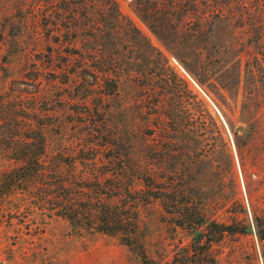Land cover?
<instances>
[{"label": "rangeland", "instance_id": "rangeland-1", "mask_svg": "<svg viewBox=\"0 0 264 264\" xmlns=\"http://www.w3.org/2000/svg\"><path fill=\"white\" fill-rule=\"evenodd\" d=\"M106 2L0 0V93L48 117L45 178L0 197V264H142L91 228L98 199L130 218L122 232L137 221L156 261L264 264V0H224L212 23L195 19L204 4L180 10L177 42L133 0ZM14 166L0 154V175Z\"/></svg>", "mask_w": 264, "mask_h": 264}, {"label": "trees", "instance_id": "trees-1", "mask_svg": "<svg viewBox=\"0 0 264 264\" xmlns=\"http://www.w3.org/2000/svg\"><path fill=\"white\" fill-rule=\"evenodd\" d=\"M110 1L112 0H107L106 3ZM222 2L224 3V0H133L135 10L139 13V16L148 24L151 31L165 42H177L182 37L179 31V24L182 23L183 18L186 19L185 17H188V14L179 18L177 14L180 10L186 9L194 13L193 11H197L200 4H204L205 13H199L195 19L205 23H212L213 19L210 21L209 19L210 17L213 18L212 13L218 9L217 4ZM219 11L224 12V9ZM136 32L139 34L136 33L135 38L138 35H142L137 28ZM135 41L139 43L138 40L135 39ZM3 69H5V60L0 58V72ZM199 81L201 84L203 83L201 80ZM227 87L228 90L231 89L229 86ZM5 94L6 92L0 93V154L11 160L15 166L10 171L0 175V197H9L19 192L30 195L34 188H38L40 180L46 176L43 160L46 139L42 130L43 126L48 122V117L41 115L37 111H31L32 114H29V112H26L28 108H22L21 104H14L15 100L8 101ZM25 113H28L29 116H25ZM25 117L34 120L35 124L31 122L27 125V121L21 122L20 120ZM19 118L21 119L19 120ZM22 130L25 132L22 133ZM47 197H51L50 194ZM69 206L70 202L67 201L66 205L57 207L56 211L59 215L71 217ZM117 206L110 202H101L99 199L97 202L91 200L88 206V220L91 228L117 235L127 246L137 247L142 264H177L173 261L159 262L148 257L147 253L140 248V244H136V242H139L137 221L133 223V230L122 232L123 227L130 224V218L122 215ZM173 207L175 211H182L180 209L181 204L176 200L173 202ZM192 221L190 217L185 218L181 225L191 226L194 231L195 243H200L205 239V232L197 229L196 224H193L195 222ZM202 223L199 222L198 225ZM254 230L259 240L264 241L263 216H255ZM213 237L208 238L205 245L217 239L216 235ZM262 257L264 259V251Z\"/></svg>", "mask_w": 264, "mask_h": 264}, {"label": "water", "instance_id": "water-1", "mask_svg": "<svg viewBox=\"0 0 264 264\" xmlns=\"http://www.w3.org/2000/svg\"><path fill=\"white\" fill-rule=\"evenodd\" d=\"M238 130H240V131H246V128L243 127V126H239V127H238Z\"/></svg>", "mask_w": 264, "mask_h": 264}]
</instances>
